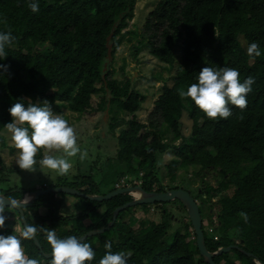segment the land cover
I'll return each mask as SVG.
<instances>
[{"label":"trees","instance_id":"obj_1","mask_svg":"<svg viewBox=\"0 0 264 264\" xmlns=\"http://www.w3.org/2000/svg\"><path fill=\"white\" fill-rule=\"evenodd\" d=\"M38 5L39 11L32 13L27 0H0V32H10L14 38L0 60V65L7 66L0 69V143L4 124L10 121L7 110L17 100H46L57 113L63 109L78 116L99 112L108 117L107 127L112 132L126 124L127 129L118 136L116 178L142 173L144 191L165 192L180 188L170 186L178 168L190 167L197 178L216 172L217 188L206 186L202 192L220 206L218 228L208 237L204 233L207 251L236 245L238 249L231 250L236 260L229 259L226 264H264V0H157L135 34L139 40L131 55L135 59L145 49L160 63L176 69L172 86L163 87L146 124L135 117L144 98L130 80L119 84L113 79L114 70L107 61L106 39L112 34L113 59L123 43L121 32L133 18L135 0H38ZM252 42L258 45L259 56L247 54ZM205 66L235 68L241 81L253 78L243 109L227 105L229 117L208 118L190 98L180 95L196 82L197 73ZM93 96L99 97L95 105H91ZM112 107L128 114L130 120L116 121L111 116ZM184 114L191 124L188 134L181 130ZM165 133H169V142ZM165 153L175 157L165 167L170 184L167 189L160 185L155 170L156 160ZM116 178L102 181L107 187L111 185L107 193L116 189ZM54 187L105 195L90 176ZM230 188L233 194L227 196ZM29 192L33 191L0 190L12 200ZM65 196L49 193L23 210L26 224L37 227L34 237L42 252L32 239L21 238V246L38 264H50L42 255L50 254L47 230H54L58 238L73 235L79 239L92 230L106 228L113 211L132 201L129 195L101 203L74 197L83 209L62 216ZM174 203L184 209L178 201ZM147 207L134 208L145 211ZM134 208L117 216L106 231L107 237L99 234L83 241L94 252L93 260L85 264H97L105 251L130 252L127 264H206L199 256L189 221L182 232L169 237L171 226L166 218L160 223L149 219L136 222L131 215ZM40 209L45 212L40 213ZM7 211L17 217L20 232L23 226L18 213L0 206L5 220ZM241 212L247 214V222L241 219ZM200 214L203 219L201 210ZM0 233L15 234L2 227ZM105 242H111V249L104 248ZM228 254L214 257L213 263L220 264Z\"/></svg>","mask_w":264,"mask_h":264},{"label":"rangeland","instance_id":"obj_2","mask_svg":"<svg viewBox=\"0 0 264 264\" xmlns=\"http://www.w3.org/2000/svg\"><path fill=\"white\" fill-rule=\"evenodd\" d=\"M156 2L157 0H135L133 18L128 21L127 28L121 32L124 35L123 43L116 49L111 61V68L114 70L113 79L118 81L119 84L123 83L124 79L130 80L133 83L134 90L144 98L140 103V108L135 113V117L140 124H146L147 116L153 109L155 101L161 95L163 87L172 86L176 69L168 68L166 65L160 63L145 49H142L135 59L131 55L132 46L139 40L135 34L140 32L148 12L155 6ZM179 51L180 49L177 50V52ZM98 100V96H93L91 105H95ZM53 113L61 115L73 127L77 135V144L86 153L85 158L81 160L79 154L69 158L72 167L66 175H57L52 170L42 168L34 169L33 171L20 169L15 165L17 149H15L10 139V133L5 130L1 133L3 144L0 143V190L37 191L50 188L51 186V188H54L55 185L64 182L74 183L81 177L90 176L99 187L100 194H106L111 185L107 187L102 181L105 178L114 181L117 177L116 156L118 152V136L121 131L127 129L126 124L112 132L107 127L108 117L99 112H86L78 116L70 114L66 109H63L61 113L55 111ZM111 116L116 121L124 120L126 122L130 120L128 114L117 112L115 107H112ZM190 126L191 124L187 120L186 114H184L181 123V130L184 134H188ZM165 135V141L169 142V133H165ZM43 154V149L38 150L35 159L39 160ZM174 158L171 153H165L160 156L155 164L156 176L162 188L167 189L170 186L180 187L196 198L203 212V231L206 237H208L212 233H215L216 228L219 226L217 217L220 206L214 199L202 195V192L206 186L217 188L219 178L214 171H209L203 178H197L193 176L190 167L178 168L176 179L170 185L167 178H165L167 174L165 167L173 162ZM34 168H39V166L34 165ZM141 176L142 173L133 178L127 176L119 177L118 179L116 178L117 180L114 185L119 184L123 188L141 186ZM120 183L123 184L120 185ZM117 188L119 187L117 186ZM226 194L227 196H231L233 188L228 189ZM63 207L64 211L67 212L65 213L66 216H71L80 212L83 209V204L74 197L65 196ZM98 211L102 213L104 210L102 208ZM39 212L43 213L45 210L40 209ZM166 214L167 217L165 216ZM6 215H9V217L4 221L2 228L10 229L13 233L17 234L19 232L17 217L10 214L9 211L6 212ZM131 215L136 219V222L142 219H149L154 223H160L166 218L171 226L168 230L169 237L176 231L182 232L184 224L188 222L185 210L177 203H174V201L158 205V207L153 205L148 206L145 211L134 208ZM84 223L85 225L89 224L88 221ZM101 236L107 237V232L105 231ZM235 243L239 244L238 241H235ZM229 259L234 261L236 260V256L230 252L220 264H226Z\"/></svg>","mask_w":264,"mask_h":264},{"label":"clouds","instance_id":"obj_3","mask_svg":"<svg viewBox=\"0 0 264 264\" xmlns=\"http://www.w3.org/2000/svg\"><path fill=\"white\" fill-rule=\"evenodd\" d=\"M27 6L32 13L39 11L38 0H27ZM0 23H3L0 20ZM14 39L10 32H0V60L5 57V47ZM246 52L249 55H260L258 45L249 43ZM6 65L0 69L6 70ZM253 78L248 76L242 81L238 71L229 67H208L200 69L196 82L187 86L180 93L190 98L208 118H227L231 110L227 105L240 109L246 106V94L251 91ZM10 121L4 124L6 132L17 149L15 165L23 170H52L57 175H66L72 167L69 158L77 156L83 160L86 153L77 144V135L72 126L59 114L53 113L48 101L17 100L8 108ZM44 154L36 160L38 150ZM38 165L39 168H34ZM241 219L247 222V214L241 212ZM5 217L0 215V227H3ZM37 233V227L25 224L16 234L0 233V264H38L34 258H28L21 246V238L32 239ZM45 238L50 246V264H85L93 260L94 252L90 245L76 236L58 238L54 230H47ZM111 242H105L104 248L111 249ZM130 252L105 251L97 264H127Z\"/></svg>","mask_w":264,"mask_h":264},{"label":"water","instance_id":"obj_4","mask_svg":"<svg viewBox=\"0 0 264 264\" xmlns=\"http://www.w3.org/2000/svg\"><path fill=\"white\" fill-rule=\"evenodd\" d=\"M111 38H112V34H110L106 39L108 63L112 61V44L110 43ZM106 66L107 64L104 65V69L106 68ZM105 114H107V110L105 111ZM49 193L63 194L66 196L81 198L99 203L108 201L118 195H129L132 197V201L122 205L121 207L116 208L113 211L112 221L108 224L106 228H101L98 230H92L88 232L87 234L79 238L82 241H84L87 238L102 234L105 231H109L110 228L115 223L117 216L126 209L139 207V206H152L155 204L161 205L173 201H178L184 208L188 221L191 224V228L195 236V245L199 252V256L202 258L203 262H205L206 264H214L213 263L214 257L228 254L229 252H231V250L238 249L236 245H232L225 248H219L216 252L213 253L207 251L205 247L204 231L202 229V218L199 207L197 205L196 200L190 195V193L182 188L165 191V192H156V191L146 192L143 190L141 186H132L128 188H118L112 192H109L101 196V195H86L77 190L67 187H54V188L40 189L37 191L29 192L25 194L21 199H17V200L6 198L4 195L0 194V206L16 211L19 215L20 223L24 227L26 221L23 210L32 206L41 196H45ZM135 194L137 196H135ZM27 195H30V198L25 200V197ZM32 240L36 248L40 252H42L41 247L38 241L35 239V237H33ZM42 255L45 259H49V254L42 253ZM247 256H250V254H247ZM256 264H261V263L256 262Z\"/></svg>","mask_w":264,"mask_h":264},{"label":"crops","instance_id":"obj_5","mask_svg":"<svg viewBox=\"0 0 264 264\" xmlns=\"http://www.w3.org/2000/svg\"><path fill=\"white\" fill-rule=\"evenodd\" d=\"M127 181H128V180H127ZM60 213H61L62 216H66L65 213H67V212L64 211V207H63V206H62V209H61ZM67 215H69V214H67Z\"/></svg>","mask_w":264,"mask_h":264},{"label":"built area","instance_id":"obj_6","mask_svg":"<svg viewBox=\"0 0 264 264\" xmlns=\"http://www.w3.org/2000/svg\"><path fill=\"white\" fill-rule=\"evenodd\" d=\"M122 182L125 183L124 181H122ZM123 183H120V185L123 184ZM115 186H116V189H118L117 186H118L119 188H123L122 186H119V184H117V185H115Z\"/></svg>","mask_w":264,"mask_h":264},{"label":"bare ground","instance_id":"obj_7","mask_svg":"<svg viewBox=\"0 0 264 264\" xmlns=\"http://www.w3.org/2000/svg\"><path fill=\"white\" fill-rule=\"evenodd\" d=\"M135 196H137L136 194H135ZM30 198V195H27L26 197H25V200H27V199H29Z\"/></svg>","mask_w":264,"mask_h":264},{"label":"flooded vegetation","instance_id":"obj_8","mask_svg":"<svg viewBox=\"0 0 264 264\" xmlns=\"http://www.w3.org/2000/svg\"><path fill=\"white\" fill-rule=\"evenodd\" d=\"M191 195V194H190ZM192 196V195H191ZM193 197V196H192ZM194 198V197H193ZM196 200V198H194ZM197 202V201H196ZM197 205L200 207V204L197 203ZM201 210V209H200Z\"/></svg>","mask_w":264,"mask_h":264}]
</instances>
